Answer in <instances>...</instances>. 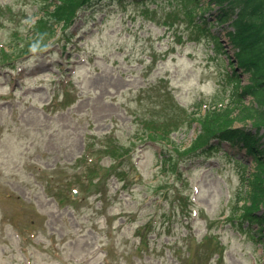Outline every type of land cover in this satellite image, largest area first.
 Listing matches in <instances>:
<instances>
[{
	"label": "rangeland",
	"instance_id": "1",
	"mask_svg": "<svg viewBox=\"0 0 264 264\" xmlns=\"http://www.w3.org/2000/svg\"><path fill=\"white\" fill-rule=\"evenodd\" d=\"M47 1L0 0V264H264L240 165L183 151L232 93L185 0H94L29 52Z\"/></svg>",
	"mask_w": 264,
	"mask_h": 264
},
{
	"label": "trees",
	"instance_id": "2",
	"mask_svg": "<svg viewBox=\"0 0 264 264\" xmlns=\"http://www.w3.org/2000/svg\"><path fill=\"white\" fill-rule=\"evenodd\" d=\"M92 1H47L41 8L43 14L37 19L38 31L33 30L25 39L29 47L27 51L47 48L50 45L47 38L54 37L59 26L64 31L72 27L81 9ZM185 2L194 17L195 26L212 36L217 50L226 53L228 70L225 74L231 82L232 93L226 99L218 96L215 103L207 104L205 108L200 104L199 111L194 112L203 115L199 118L200 133L183 151L185 155L196 154L207 158L212 150H220L240 165L241 183L231 218L233 221L238 219L240 228L264 246V0ZM196 12L199 15L197 19ZM209 12L213 14V19L206 16ZM215 27L218 29L214 30ZM45 30L47 35L50 31L49 37L44 35ZM221 31L228 38L233 54L226 50ZM245 74L248 75L246 78ZM248 97L252 98L249 102ZM161 130L165 132L164 128ZM147 133L145 130L143 136L147 137ZM104 149L113 158L121 156L122 148L115 143ZM164 161L171 166L172 159ZM111 168L115 169L114 166Z\"/></svg>",
	"mask_w": 264,
	"mask_h": 264
}]
</instances>
